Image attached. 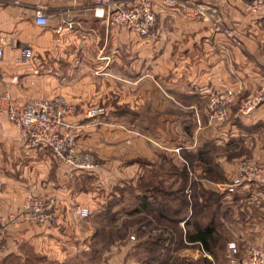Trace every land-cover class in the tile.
Instances as JSON below:
<instances>
[{
  "label": "crops",
  "instance_id": "0c3cea01",
  "mask_svg": "<svg viewBox=\"0 0 264 264\" xmlns=\"http://www.w3.org/2000/svg\"><path fill=\"white\" fill-rule=\"evenodd\" d=\"M119 1L133 6L137 0ZM179 1L182 7L169 9L155 0L156 24L142 37L95 19L94 0H0V96L20 104L55 96L73 103L70 131L78 150L98 157L101 175L139 182L160 168L174 177L167 169L180 159L198 189L214 185L217 191L222 175L235 172L232 148L243 139L264 142V106L236 117L240 101L264 85V12L248 10L254 0ZM197 5L206 6V14L195 15ZM38 9L45 26L35 24ZM216 16L236 33L240 47L214 32ZM65 22L73 29H65ZM25 48L32 53L28 62L21 57ZM226 90L239 91V97L225 122L210 125L207 101ZM89 109L105 114L88 118ZM206 170L213 180L204 179ZM71 178L0 116V264H72L93 235L72 207L92 210L94 203ZM28 194L56 197L54 224L18 216ZM127 253L126 246L119 249L117 264L133 262ZM182 255L203 257L199 250Z\"/></svg>",
  "mask_w": 264,
  "mask_h": 264
},
{
  "label": "built area",
  "instance_id": "2783aa9c",
  "mask_svg": "<svg viewBox=\"0 0 264 264\" xmlns=\"http://www.w3.org/2000/svg\"><path fill=\"white\" fill-rule=\"evenodd\" d=\"M154 1L137 0L135 5L128 6L127 3L119 0H94L91 12L95 19L105 22L110 28L148 37L156 24ZM159 1L164 8L182 7L179 0ZM248 10L254 14L263 13L264 0L252 1ZM207 11L204 5H197L193 9L198 16L206 14ZM35 24L47 25L42 9L35 12ZM64 27L72 30L74 23L65 22ZM212 28L215 33L224 35L231 43L240 47L236 33L224 27L219 17L212 19ZM62 30L63 27H58L56 32L61 33ZM2 55L0 47V59ZM21 57L28 62L32 59V53L27 48L22 49ZM238 97L239 91L234 90H226L211 96L206 104L209 124L217 126L225 122ZM262 106H264V85L240 101L236 117H248ZM75 113V105L62 96L31 99L24 104L6 95L0 96V116H6L15 125L19 138L29 148L48 151L56 163L74 171H91L94 167L92 156L78 150L75 137L70 131L72 127L67 122ZM104 114L103 109H89L85 115L88 118H96ZM179 150L178 148L174 152L178 154ZM251 186H264V166L254 160L242 159L236 165L229 182L217 186V191L226 195H235ZM57 203L53 195L28 194L22 202L18 216L28 223L52 225L55 221ZM72 213L77 219H86L91 214L87 207L80 205L74 206ZM2 231L3 223L0 219V235ZM226 260L227 264H264V247L250 246L240 252L235 242H229L226 246Z\"/></svg>",
  "mask_w": 264,
  "mask_h": 264
},
{
  "label": "rangeland",
  "instance_id": "374dc122",
  "mask_svg": "<svg viewBox=\"0 0 264 264\" xmlns=\"http://www.w3.org/2000/svg\"><path fill=\"white\" fill-rule=\"evenodd\" d=\"M127 133L135 134L130 129L127 130ZM255 139L250 141L243 139L238 146L232 148L231 153L236 158L234 161L235 165L242 159H250L264 166V142H261L259 138V140ZM84 153H89L92 156L94 167L91 171H74L55 162L58 168L71 175L72 178L70 180L77 185L78 191L90 192L91 200L94 203L92 210H90V216L86 219H79L87 220L89 227L93 229V235L89 238L88 243H83L84 247L79 250L74 259L72 258L71 263L117 264L119 261V249L126 246L128 249L126 258L133 261L129 264H139L138 258L141 255V251H135V248L141 242L136 234L135 223L139 219L150 220L154 216L151 211L144 212L142 215L136 214L140 210L139 199L146 192L145 190L152 192L154 189H164L165 187L169 191L176 189L180 185L179 177L164 176L160 168V170L155 169V173L152 176L150 173L146 174L139 182H135L134 177L121 179L118 176H104L100 172L102 165L98 157L90 151H84ZM175 154L177 155V153ZM255 155L259 156L260 159L258 160ZM182 165V161L178 159L174 161L173 166L170 164L167 170L177 174ZM232 176L223 174L222 177L220 176L219 182L227 183ZM195 183L197 181L193 178L190 181L188 179L186 191L189 194L191 193L192 185ZM196 191L220 197L219 221L222 226L220 236L226 243L235 242L240 252L250 246L262 247L264 245V186H251L242 193L235 195H226L218 192L214 185L212 189L208 190L196 187ZM204 201V199L199 198L201 204ZM151 207L153 209L157 208L156 206ZM188 218L189 216L186 219ZM178 226L183 227L184 222H179ZM186 250L192 252L201 251L197 246H188L178 252L175 257L183 259L185 263L190 264H208L207 261L211 260V257L207 256V261L205 262L204 256L206 254L202 251L203 257L200 259L189 255L183 256L182 253ZM217 254L219 257L218 262L227 264L226 249L219 247ZM174 262L175 260L173 264Z\"/></svg>",
  "mask_w": 264,
  "mask_h": 264
},
{
  "label": "trees",
  "instance_id": "16d2710c",
  "mask_svg": "<svg viewBox=\"0 0 264 264\" xmlns=\"http://www.w3.org/2000/svg\"><path fill=\"white\" fill-rule=\"evenodd\" d=\"M179 170V187L170 191L166 187L154 189L152 192L145 190L139 199L141 211L136 214L142 215L151 211L154 215L150 220L142 218L135 223L136 234L141 242L135 248V251H141L139 264H173L174 260V264H184L183 259H177L175 256L188 246L200 248L206 254L205 262L207 256H210L208 264H220L217 250L219 247L226 249L229 243L220 236V197L195 192L194 184L189 194L186 191L187 171L184 167ZM204 179L213 180L208 175V170ZM199 198L204 199V203L201 204ZM151 206L157 208L153 209ZM179 222H184V226L179 227Z\"/></svg>",
  "mask_w": 264,
  "mask_h": 264
}]
</instances>
